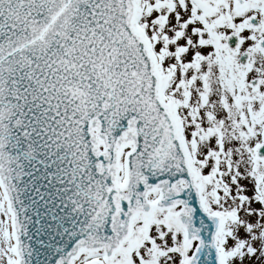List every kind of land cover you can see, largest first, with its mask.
I'll return each instance as SVG.
<instances>
[{"label": "snow or ice", "instance_id": "obj_1", "mask_svg": "<svg viewBox=\"0 0 264 264\" xmlns=\"http://www.w3.org/2000/svg\"><path fill=\"white\" fill-rule=\"evenodd\" d=\"M0 264H264V0H0Z\"/></svg>", "mask_w": 264, "mask_h": 264}]
</instances>
